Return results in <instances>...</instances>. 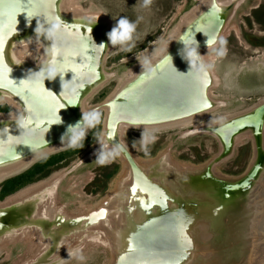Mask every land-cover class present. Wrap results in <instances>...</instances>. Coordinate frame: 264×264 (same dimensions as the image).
<instances>
[{
	"label": "water",
	"instance_id": "1",
	"mask_svg": "<svg viewBox=\"0 0 264 264\" xmlns=\"http://www.w3.org/2000/svg\"><path fill=\"white\" fill-rule=\"evenodd\" d=\"M245 1L197 0L164 53L88 108L85 102L116 76L104 68L118 47L107 38L116 24L107 16L74 13L68 0H0V106L13 110L0 114V185L75 147L69 146L68 129L92 109L103 114L102 132L85 160L103 151L116 153L123 164L113 190L88 214L71 215L59 205L65 172L0 205V253L17 243H37L22 264H69L100 246L109 250V264H250L257 248L264 250V220L257 222L264 218V101L187 131L211 134L219 142L220 152L201 165L176 160L170 149L141 158L130 151L123 133L204 120L232 103L212 97L211 88H221V80L206 55L219 47ZM45 15L55 25L48 39ZM181 40L194 44L208 66L207 77L199 82L193 76L197 64L180 54ZM36 45L43 51L38 62L20 54ZM49 67L51 78H46ZM57 72L63 80L55 77ZM95 124L86 127L79 143ZM245 142L253 146L246 172H220L218 166ZM117 144L120 149L113 152ZM49 208L58 211L54 217L45 214ZM117 214L126 218L125 229L128 223L131 228L121 234L118 228L112 241L109 225H95L105 220L112 226Z\"/></svg>",
	"mask_w": 264,
	"mask_h": 264
},
{
	"label": "rangeland",
	"instance_id": "2",
	"mask_svg": "<svg viewBox=\"0 0 264 264\" xmlns=\"http://www.w3.org/2000/svg\"><path fill=\"white\" fill-rule=\"evenodd\" d=\"M76 1L79 2L76 9L80 13L83 10L87 12L93 7L116 25L121 17L135 24L133 38L129 42L131 46L118 45L116 51L105 61V70L116 76L90 101H86L88 108L102 103L117 88L119 81L124 82L137 67L147 62L149 59L146 61V57L150 58L154 52L157 54L163 43L168 42L177 32L181 20L197 4V0ZM222 49L225 53L222 57L219 56L217 66L219 68L217 77L221 80V88H212L211 95L215 97L214 99L224 102L230 100L232 103L217 114L207 116L209 118L205 117L207 119H195L193 123L170 130L158 133L130 130L124 134L130 151L132 148L139 157L151 159L161 151L170 149L176 160L194 165L204 164L220 152L219 142L213 135L207 133L186 135V133L193 127L205 125L217 118L231 116L251 108L259 101H264V60L255 62L256 59L264 58V0H246L241 4L230 24L229 36L212 53ZM40 53L39 50L36 51L31 59L38 62L42 56ZM221 72L223 76L219 74ZM12 111L6 105L0 106V114H10ZM102 122L103 114L82 142L67 151L52 155L51 157L55 159L58 156L61 158L47 169L46 177L37 176L33 183L9 196L3 195V184L0 185V204L7 202L28 186L39 184L55 173L65 172L59 186V205L64 206L71 215L78 216L95 209V206L113 190L123 169L120 157L112 152L104 153L102 159L99 154L85 160L99 141ZM252 157V142H245L237 149L233 158L218 166V170L229 176H240L248 169ZM31 253H33L31 244L11 245L0 253V264H22L30 258ZM110 260L109 250L100 246L89 249L81 261L75 260L69 264H109Z\"/></svg>",
	"mask_w": 264,
	"mask_h": 264
},
{
	"label": "clouds",
	"instance_id": "3",
	"mask_svg": "<svg viewBox=\"0 0 264 264\" xmlns=\"http://www.w3.org/2000/svg\"><path fill=\"white\" fill-rule=\"evenodd\" d=\"M44 23L48 25V28L46 29L44 27V37L48 39V34L49 32H54L55 31V25L48 19L47 15L44 17ZM39 23L35 31L37 32L39 30ZM135 30V24L134 22H130L127 18L121 17L118 19L117 25L112 28L110 32L107 33V38L108 41L111 43V45L118 44L121 47H124L125 45H130V41L133 38V33ZM59 36V33L56 34V37H53L52 43H51V48L55 49L57 47L56 40ZM181 42L184 45L183 50L181 51V55L188 60L190 65L195 62L197 64V68L193 70V76L197 82L203 80L204 78L207 77L208 71L206 66L201 58V56L198 54L197 49L194 44L188 43L185 40H181ZM103 45V44H101ZM99 45V46H101ZM97 46V45H96ZM97 46V47H99ZM222 51H218L217 55H222ZM150 58H145L147 61ZM60 63L63 62V58H60L58 61ZM176 70V69H175ZM51 67L48 69V74L46 78H51ZM177 71V70H176ZM32 74L29 75L28 79L30 78ZM60 76L61 79L63 80V77L57 72V76ZM26 79V80H28ZM65 82H62V87ZM100 119V112L98 109H92L88 112L83 113L82 121L77 123L75 126L69 127L67 136L69 137V146L73 145H78L79 141H81L84 138L85 135V129L86 127L90 126L93 123H98ZM23 130V129H22ZM26 134V130H23ZM143 136V134H142ZM143 141V138L141 142ZM3 144H7L8 141L7 139L2 142ZM120 149V145H114L112 148V151L115 152ZM103 151L100 152V158H103Z\"/></svg>",
	"mask_w": 264,
	"mask_h": 264
},
{
	"label": "bare ground",
	"instance_id": "4",
	"mask_svg": "<svg viewBox=\"0 0 264 264\" xmlns=\"http://www.w3.org/2000/svg\"><path fill=\"white\" fill-rule=\"evenodd\" d=\"M200 1H202V0H200ZM79 4V2L78 1H76V0H68V2H67V5L69 6V8H71L72 9V11H74V13H80L79 11H78V9H76L77 8V6L76 5H78ZM92 4V3H91ZM93 6V5H92ZM80 7V6H79ZM83 12H84V10H83ZM88 13H90V14H99V15H101L100 14V12L98 11V9L97 8H93L92 7V9L91 10H88L87 11ZM86 11L84 12V13H87ZM188 14H186V16H187ZM215 22V21H214ZM181 25L182 24H180L179 26H178V30H177V32L174 34V36L173 37H175V36H177L179 33H180V31H181ZM232 29V28H231ZM229 32H230V25L228 26V28L225 30V33L223 34V38H222V41H221V43L223 44L224 43V41L226 40V38L229 36ZM171 37V36H170ZM240 37V36H239ZM171 39L172 38H170L169 40H168V42L167 41H165L163 44V46L161 47V49H159V51H157V54L154 52V55H152V56H150V59L148 60V61H150L152 58H155V57H157V56H159V55H161L162 53H164L165 52V50L169 47V45H170V42H171ZM220 43V44H221ZM222 47H224L223 45H222ZM163 49V50H162ZM224 49V48H223ZM221 50L222 52H223V54L225 53V49L224 50ZM40 51L41 53L40 54H42L43 55V51L40 49V47L38 46V45H36V46H34V47H32L31 49H26V51L25 50H21L20 51V54L21 55H26V54H29V55H31L30 57L32 58V55L33 54H35V52L36 51ZM215 50V49H214ZM213 50V51H214ZM213 51H211V52H208V54L206 55V59H207V63L211 66V68L213 69V71H214V73H215V75L217 76V72H218V69L219 68H217V66H218V64H219V56H221L222 57V55H217V53H212ZM147 55V54H146ZM154 56V57H153ZM24 57V56H23ZM220 57V58H221ZM261 57H262V55H261ZM256 58V57H255ZM221 60H222V58H221ZM262 60H264V58L263 59H256V61L255 62H260V61H262ZM251 61V60H250ZM246 65V64H245ZM262 65V64H261ZM222 66V65H221ZM244 66V65H243ZM257 66V65H256ZM221 68V67H220ZM135 71V70H134ZM219 74H221L222 75V72L221 73H219ZM130 76H132V74L130 75ZM129 76V77H130ZM223 76V75H222ZM129 77L127 78V79H129ZM224 78V77H223ZM225 79V78H224ZM223 80V79H222ZM119 83L121 84V82L119 81ZM223 83H225V82H223ZM212 89V88H211ZM210 93H211V90H210ZM212 94H213V92H212ZM214 95V94H213ZM215 98V97H214ZM86 103V102H85ZM9 114V113H8ZM234 115V114H233ZM193 120H195V119H192V120H189V121H185V122H182V123H179L178 125H176V126H174V127H172V128H169V130L170 129H173V128H175V127H179L180 125H188V124H190V123H193ZM200 120V119H199ZM198 120V121H199ZM164 130H167V129H160V128H147V129H142V131L143 132H147V133H155V132H160V131H164ZM128 131H130L128 128L127 129H125L124 131H123V133L125 134L126 132H128ZM62 175V172L61 173H58V174H54V175H51V179L49 178V179H46V180H44V181H42L41 183H39V184H33V185H31V186H28L27 188H25L23 191H20L18 194H16L15 196H13L12 198H10V199H8V201L7 202H10V201H13L14 199H16L17 197H20V196H22V195H24V194H27L28 192H31L32 191V189H34L35 187H37V186H42V185H48L49 183H51V181L53 180V179H56L57 177H59V176H61ZM111 192V191H110ZM52 193V192H51ZM6 203V202H5ZM4 204V203H3ZM3 204H0V205H3ZM99 204V203H98ZM130 205H131V201H130ZM96 207V206H95ZM57 210H54V209H48L47 211H45V214L46 215H48V216H51V217H54L56 214H57ZM90 212V211H89ZM83 214H84V212H83ZM73 215V214H72ZM81 215V214H80ZM125 220H126V218L124 217V216H120V215H118L117 214V219L116 220H114L113 222H112V226H111V221H110V224L107 222V221H105V220H101V221H99L96 225H95V227L96 228H102L101 226H100V223L101 224H107V225H109V228L108 229H113L112 230V232L111 233H108V234H110V236H111V238H112V241H113V239H116L117 240V238H116V236H117V233H118V228L120 229V234L122 233V231L123 232H125L127 229H129V228H131L130 227V223H128V225H127V227H126V229H125ZM131 220V215H129V221ZM260 220H264V218H260V219H258L257 220V222L258 221H260ZM131 222L133 223L134 222V220H131ZM261 225V222L260 223H258V226H260ZM94 227V228H95ZM113 236H112V235ZM116 235V236H115ZM121 244H122V247L124 248L125 247V243H122L121 242ZM39 246V244H37V243H32V245H31V250L33 251V254H34V249L35 248H37L38 246ZM250 264H264V250H263V248L262 247H258L257 248V251H255L254 253H253V255H252V257H251V259H250Z\"/></svg>",
	"mask_w": 264,
	"mask_h": 264
},
{
	"label": "trees",
	"instance_id": "5",
	"mask_svg": "<svg viewBox=\"0 0 264 264\" xmlns=\"http://www.w3.org/2000/svg\"><path fill=\"white\" fill-rule=\"evenodd\" d=\"M60 158L61 156H58V158L56 159L55 157L46 158L41 162L37 163L36 165H34L30 170H28L24 174L6 181L2 185L3 195L9 196L18 189H21L26 185L33 183L37 179V176L46 177L48 175L47 169L50 166L54 165L56 163V160H59Z\"/></svg>",
	"mask_w": 264,
	"mask_h": 264
}]
</instances>
